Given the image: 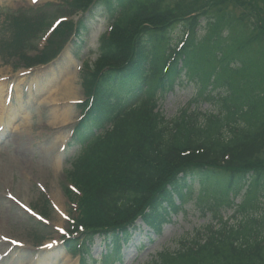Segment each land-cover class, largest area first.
Masks as SVG:
<instances>
[{
	"label": "trees",
	"instance_id": "trees-1",
	"mask_svg": "<svg viewBox=\"0 0 264 264\" xmlns=\"http://www.w3.org/2000/svg\"><path fill=\"white\" fill-rule=\"evenodd\" d=\"M229 3L244 11L235 16ZM59 9L81 15L61 23L40 54L26 55L51 25L40 8L10 21L1 45L21 49L27 68L47 64L71 36L84 41L96 15L110 19L81 75L86 100L63 186L76 238L66 250L80 264H114L138 224L158 236L193 201L218 224L147 264H264V0H64ZM188 81L217 114L166 120L158 101ZM232 209L228 223L220 213ZM95 238L104 243L98 261L89 255Z\"/></svg>",
	"mask_w": 264,
	"mask_h": 264
},
{
	"label": "rangeland",
	"instance_id": "rangeland-1",
	"mask_svg": "<svg viewBox=\"0 0 264 264\" xmlns=\"http://www.w3.org/2000/svg\"><path fill=\"white\" fill-rule=\"evenodd\" d=\"M63 1L0 0V39L12 35V24L7 27L13 19L34 17V12L29 11L33 6L44 12L46 24L52 23L60 17L59 7ZM228 9L235 16L244 11L230 3ZM78 18L69 17L71 21ZM109 22L108 17L98 16L81 54L77 53L74 44H68L57 60L47 66L22 68L26 66L25 62L30 65V62L22 60L23 51L18 47L0 45V264H79V256L67 254L61 237L68 226L69 213L62 189L68 181L66 172L70 168L67 156H71L73 149L63 150L71 128L80 116L77 103L85 97L81 68L84 64L91 68L96 61L99 36ZM178 31L172 35V46L178 39ZM199 33L203 34L202 31ZM31 43L26 55L40 54L44 39ZM16 65L20 68L16 69ZM66 74H73L75 78L74 97L63 101L59 97L61 92L58 96L48 95L46 89L51 82ZM56 97L59 102L50 103L49 99ZM208 97L195 83L188 81L175 88L173 93L163 95L158 101L159 109L166 120H172L187 110L188 104L191 111L198 109L200 113L217 114ZM67 108L69 116L62 117ZM57 114L59 117L56 118ZM44 197L48 199L50 208L47 219L36 214ZM35 205L39 211L34 210ZM233 210H222L220 216L231 223L229 219ZM215 224L218 223L213 212H203L192 201L183 211L171 215L170 222L158 236L141 223L132 229L117 264H147L164 250H176L183 238ZM102 252L101 240L95 239L89 255L95 260Z\"/></svg>",
	"mask_w": 264,
	"mask_h": 264
},
{
	"label": "bare ground",
	"instance_id": "bare-ground-1",
	"mask_svg": "<svg viewBox=\"0 0 264 264\" xmlns=\"http://www.w3.org/2000/svg\"><path fill=\"white\" fill-rule=\"evenodd\" d=\"M67 69V68H66ZM65 69V72H66ZM74 76L73 74H66L64 75H60V77H58V79L56 81H52L51 85L46 89L47 94H55L56 96L59 95V92H61V95H59V97H61L63 99V101H68L71 100L72 97H74L75 95V85H74ZM48 94V95H49ZM45 99L40 100L39 102H43ZM49 101H51L50 103H55V102H59L57 100V97L54 99H49ZM58 108V107H57ZM69 108L66 109V111L63 113V115H61L62 117H68L70 112H69ZM56 113V111H55ZM59 117V115H56V118Z\"/></svg>",
	"mask_w": 264,
	"mask_h": 264
},
{
	"label": "snow or ice",
	"instance_id": "snow-or-ice-1",
	"mask_svg": "<svg viewBox=\"0 0 264 264\" xmlns=\"http://www.w3.org/2000/svg\"><path fill=\"white\" fill-rule=\"evenodd\" d=\"M33 2L35 3V2H36V0H33ZM57 23H59V21H57Z\"/></svg>",
	"mask_w": 264,
	"mask_h": 264
}]
</instances>
